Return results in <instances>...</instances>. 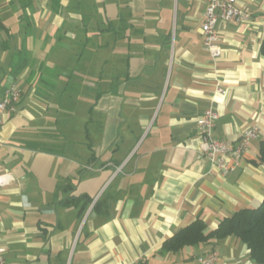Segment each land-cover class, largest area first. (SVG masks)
Wrapping results in <instances>:
<instances>
[{"label": "crops", "instance_id": "obj_1", "mask_svg": "<svg viewBox=\"0 0 264 264\" xmlns=\"http://www.w3.org/2000/svg\"><path fill=\"white\" fill-rule=\"evenodd\" d=\"M207 1L0 0V100L22 90L0 127L8 264H198L211 251L256 264L236 237L163 251L197 219L214 230L264 200V0H237L247 23H217L219 59L203 48ZM209 107L215 138L257 131L226 174L203 152Z\"/></svg>", "mask_w": 264, "mask_h": 264}, {"label": "built area", "instance_id": "obj_2", "mask_svg": "<svg viewBox=\"0 0 264 264\" xmlns=\"http://www.w3.org/2000/svg\"><path fill=\"white\" fill-rule=\"evenodd\" d=\"M251 15L248 11L238 5L237 0H208L207 9L202 24L203 48L214 58L219 59L223 55V48L220 43V37L216 30L217 23L220 20L235 21L237 23H247L250 21ZM226 90L220 83L216 86V93L226 94ZM22 100V90L17 83L11 84L3 94L0 100V127L3 118L7 114H14L18 111V107ZM219 120V113L213 108H207L198 119L200 135L204 139L203 152L213 162L214 166L223 174L234 171L238 161L242 158L248 149L250 141L257 136L255 128L246 129L242 133L238 143L220 140L215 138L214 130ZM227 157H233L235 164L230 165ZM12 175L7 172L0 171V191L11 184ZM5 249L0 247V264H8L5 259ZM218 253L211 251L198 257V264H216L218 261Z\"/></svg>", "mask_w": 264, "mask_h": 264}, {"label": "trees", "instance_id": "obj_3", "mask_svg": "<svg viewBox=\"0 0 264 264\" xmlns=\"http://www.w3.org/2000/svg\"><path fill=\"white\" fill-rule=\"evenodd\" d=\"M7 30L8 27L0 20V32ZM262 54L264 56V42ZM29 64L30 53L26 50L21 51L10 65L12 76L17 78ZM260 159L264 162V142L260 149ZM227 237L241 240L249 248L251 260L256 264H264V200L257 208L242 209L233 216L224 218L214 230H209L203 220L197 219L166 240L163 251L177 252L187 246H196Z\"/></svg>", "mask_w": 264, "mask_h": 264}, {"label": "rangeland", "instance_id": "obj_4", "mask_svg": "<svg viewBox=\"0 0 264 264\" xmlns=\"http://www.w3.org/2000/svg\"><path fill=\"white\" fill-rule=\"evenodd\" d=\"M66 96H68L69 94L68 93H65ZM120 141H122V139H120ZM119 145H123V143H119Z\"/></svg>", "mask_w": 264, "mask_h": 264}]
</instances>
